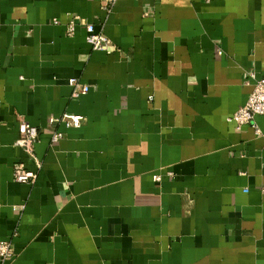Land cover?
I'll return each mask as SVG.
<instances>
[{"label": "crops", "instance_id": "obj_1", "mask_svg": "<svg viewBox=\"0 0 264 264\" xmlns=\"http://www.w3.org/2000/svg\"><path fill=\"white\" fill-rule=\"evenodd\" d=\"M103 2L0 0V264H264V115L228 121L264 76V0Z\"/></svg>", "mask_w": 264, "mask_h": 264}, {"label": "built area", "instance_id": "obj_2", "mask_svg": "<svg viewBox=\"0 0 264 264\" xmlns=\"http://www.w3.org/2000/svg\"><path fill=\"white\" fill-rule=\"evenodd\" d=\"M105 6H110L118 0H103ZM79 16H73L70 18L67 25V34L72 35L76 29V25L79 20ZM57 23V21H55ZM86 41L94 50H101L107 53H111L115 50V45L113 41L104 33L103 28L97 30L94 23H86ZM222 51L219 50V53ZM254 78L253 90L247 98L246 102L240 106V108L228 117L229 122L237 124L239 127L248 124L255 123L254 120L258 115H264V76ZM69 84L72 86V98H79L83 95H86L90 91V85L83 83L77 77H71L69 79ZM84 121V115L78 113L65 112L59 116H51L49 119V124L55 126L65 125L66 127H79ZM256 128V133H259L260 130L254 124ZM40 131L38 127L31 125L25 120L20 122L19 125V137L16 140V145L24 149L38 165L40 161L35 155V145L39 141ZM64 138V132L60 129L53 127L51 134V141L58 142ZM14 179L17 182L21 183H31L34 184L37 180L38 174L36 171L27 169L23 163L17 162L14 164ZM155 180H160L161 176L155 174L153 176ZM14 256L12 243L8 240H0V259L10 260Z\"/></svg>", "mask_w": 264, "mask_h": 264}]
</instances>
